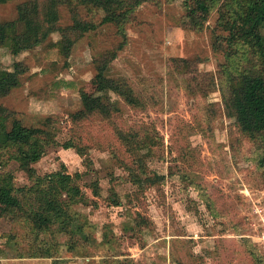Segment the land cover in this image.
<instances>
[{"label": "rangeland", "instance_id": "rangeland-1", "mask_svg": "<svg viewBox=\"0 0 264 264\" xmlns=\"http://www.w3.org/2000/svg\"><path fill=\"white\" fill-rule=\"evenodd\" d=\"M22 1L0 4V20L14 19ZM59 8L60 21L67 24V8ZM79 11L98 23V12ZM214 18L213 14L202 21L191 15L182 0H145L126 26V37L117 35L113 25H98L74 44L67 57L49 45L58 40L57 33L16 56L0 46L2 68L10 69L17 60L28 67L20 86L0 97L3 114L13 112L28 126H43L51 118L55 126L57 144L48 145L33 164L37 173L61 165L70 174L78 172L79 185L96 201V206H72L86 238L75 235L70 248L68 235L46 233L35 238L20 223L0 217L1 264H253L244 239L264 255L251 225L261 196L257 191L262 189L251 182L257 178L252 142L231 133L235 128L222 112L217 81L205 96L186 89L191 76L215 74L223 60L212 50ZM113 47L118 48L117 57L108 73L126 78L141 104L135 108L122 104V116L115 120L125 129L159 134L162 145L148 161L150 170L166 176L159 187L139 190L128 181L127 172L110 154V146L118 143L108 121L71 120L81 113L79 90L93 89L92 60ZM177 57L199 61L180 74L171 64ZM69 140L74 146L63 147ZM185 145L192 156L182 154ZM76 146L87 148L90 166ZM4 161L0 156V168ZM3 170L13 173L16 185L32 182L13 160ZM92 181L98 182L102 196L92 195ZM110 188L122 199L120 205L107 200ZM40 248H48L49 257L32 254Z\"/></svg>", "mask_w": 264, "mask_h": 264}, {"label": "trees", "instance_id": "trees-1", "mask_svg": "<svg viewBox=\"0 0 264 264\" xmlns=\"http://www.w3.org/2000/svg\"><path fill=\"white\" fill-rule=\"evenodd\" d=\"M8 1L0 0V4ZM144 1L24 0L16 6L14 19L0 20V46L16 56L35 48L57 33L58 40L49 42V45L67 57L74 44L98 25H113L117 35L126 37V26ZM182 3L191 15L202 21L215 15L210 28L212 50L223 55L215 74L208 72L199 77L191 76L186 89L191 95L205 96L217 81L222 112L232 119L235 128L231 133L237 132L240 138L242 136L252 142L250 153L257 169V178L254 181L251 178V182L263 188L264 0H182ZM61 5H65L68 11L67 24L60 21ZM79 8L98 12V23L85 19ZM117 51L118 48H109L92 60L95 69L93 89L90 92L79 90L81 113L71 117V120L74 123L99 118L108 121L118 143L110 146V154L127 172L128 181L139 190L159 187L166 176L148 167V161L162 145L159 134L147 129H125L119 127L115 120L122 116V104L134 108L141 105L126 78L112 77L108 73L109 64L117 57ZM198 61L196 58H171L173 68L180 74L185 68L195 66ZM27 70L28 67L18 60L12 63L10 69L0 66V97L20 86L21 76ZM3 113L0 105V156L5 159L0 168V217L14 224L20 223L35 238L40 239L46 233L52 237L68 235L71 240L68 247H73L72 239L75 235L82 234L83 238L86 236L72 206L80 203L96 206V201L87 197L79 185L78 172L70 174L61 165L58 170L39 175L33 166L44 155L48 145L57 144L51 118H46L43 126H28L13 112L9 116ZM238 140L234 138L235 143ZM62 145L65 148L74 146L70 140ZM75 149L81 157L87 159V165L90 166L92 162L88 160L87 148L76 146ZM182 154L192 156L186 145ZM10 160L17 163L18 169L32 181L31 184H15L13 173L3 170ZM89 187L94 197L102 196L97 181L89 183ZM109 191V203L120 205L122 199L112 188ZM202 196L207 207L212 209L207 195L203 193ZM10 239L13 238L10 236ZM244 241L253 264H264V255L251 248L248 239ZM32 254L49 257L48 248L37 249Z\"/></svg>", "mask_w": 264, "mask_h": 264}, {"label": "built area", "instance_id": "built-area-1", "mask_svg": "<svg viewBox=\"0 0 264 264\" xmlns=\"http://www.w3.org/2000/svg\"><path fill=\"white\" fill-rule=\"evenodd\" d=\"M259 192L261 196L259 197L260 199H257L258 204L253 210L254 218L252 219L251 225L254 230V241H256L258 246L264 250V188H262L260 191H257V193ZM246 195L251 197L249 191Z\"/></svg>", "mask_w": 264, "mask_h": 264}, {"label": "crops", "instance_id": "crops-1", "mask_svg": "<svg viewBox=\"0 0 264 264\" xmlns=\"http://www.w3.org/2000/svg\"><path fill=\"white\" fill-rule=\"evenodd\" d=\"M6 263H8V262H6Z\"/></svg>", "mask_w": 264, "mask_h": 264}]
</instances>
